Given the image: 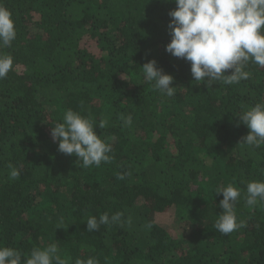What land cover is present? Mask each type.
<instances>
[{
  "label": "trees",
  "instance_id": "16d2710c",
  "mask_svg": "<svg viewBox=\"0 0 264 264\" xmlns=\"http://www.w3.org/2000/svg\"><path fill=\"white\" fill-rule=\"evenodd\" d=\"M0 4L17 32L0 48L13 57L0 80V246L27 257L56 243L69 264L90 256L99 264H264V201L245 202L248 182L264 181V144L238 145L249 131L238 116L264 102V67L250 62V78L238 84L195 82L190 62L165 50L172 0ZM152 60L174 78V97L143 79ZM69 109L97 125L108 120L94 131L111 145L109 163L85 168L58 151L51 128ZM9 165L18 179H9ZM229 184L241 191L236 215L245 226L222 235L216 189ZM169 210L188 223L187 236L155 222ZM104 213H122L120 223L88 232L86 219Z\"/></svg>",
  "mask_w": 264,
  "mask_h": 264
},
{
  "label": "clouds",
  "instance_id": "9594fccd",
  "mask_svg": "<svg viewBox=\"0 0 264 264\" xmlns=\"http://www.w3.org/2000/svg\"><path fill=\"white\" fill-rule=\"evenodd\" d=\"M176 7L169 11L168 24L171 40L165 46L166 52L182 58L191 65V75L198 84L203 81L211 87L214 83L238 84L250 78L245 70L251 62L264 67V0H172ZM17 32L12 13L0 4V48L11 47ZM13 69V57L0 54V80L5 79ZM143 79L152 85L163 98L174 97L177 87L172 86L174 78L163 73L156 61H149L141 67ZM231 70V74H226ZM248 131L238 145L258 148L264 144V102L248 107L238 116ZM125 126L132 124V117H121ZM104 129L108 120L102 118L98 125L71 109L63 116V122L51 128L53 141L58 142V151L77 158L82 167H99L111 161V145L100 138L94 129ZM9 179H18L20 169L9 165ZM120 179L124 176L121 174ZM216 194H222L219 207L223 212L215 221V229L228 235L241 227L236 204L241 191L232 184L218 187ZM264 201V181H250L246 187L245 202L254 207ZM122 213L109 217L101 214L99 219H86V230H99L101 225L118 224ZM147 227H151L148 225ZM0 264H69L64 259L56 243L46 247H33L25 257L20 251L0 246ZM75 264H99L94 257L77 258Z\"/></svg>",
  "mask_w": 264,
  "mask_h": 264
},
{
  "label": "rangeland",
  "instance_id": "374dc122",
  "mask_svg": "<svg viewBox=\"0 0 264 264\" xmlns=\"http://www.w3.org/2000/svg\"><path fill=\"white\" fill-rule=\"evenodd\" d=\"M204 159H206L207 162H210L209 159H207L206 156H202ZM153 218L155 222H157L160 225L165 226L166 228H174L176 233L178 235H188L189 230V225L187 222L182 221L179 223L177 219H175V213L174 210H169L166 212H161V213H155L153 215ZM172 228V229H173Z\"/></svg>",
  "mask_w": 264,
  "mask_h": 264
}]
</instances>
